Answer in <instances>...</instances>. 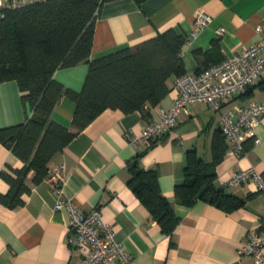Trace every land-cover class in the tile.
Instances as JSON below:
<instances>
[{
	"label": "crops",
	"instance_id": "obj_1",
	"mask_svg": "<svg viewBox=\"0 0 264 264\" xmlns=\"http://www.w3.org/2000/svg\"><path fill=\"white\" fill-rule=\"evenodd\" d=\"M6 0H0L5 2ZM197 12L208 16L197 27ZM264 27V0H113L104 3L95 21L88 59L131 47L173 28L187 36L179 57L185 72H195L209 62L211 42L217 41L222 58L240 51L257 40L255 27ZM220 29L221 34H217ZM87 72L83 60L59 67L53 78L64 88L79 91ZM169 91L145 111L125 113L105 108L48 161L49 172L62 171L60 196L43 179L33 182L30 170L25 178L29 191L23 203L8 207L0 203V264H80L78 251L69 241V211L66 200L85 212L99 208L103 220L112 225L114 236L129 253L127 264H254L248 255H239L238 247L251 228L264 229V195L253 180L230 185L229 177L239 169L252 167L264 174V116L243 143V151L228 153L215 165L214 185L242 199L236 209H223L196 200L179 203L175 186L183 182L185 153L194 150L206 162L211 160V140L219 128L221 113L237 104L264 99V77L236 94L224 98L218 110L205 103L187 105L175 117L171 129L162 136L132 144L131 133H139L146 124L159 118L161 109L176 96L172 80ZM15 80L0 82V127L21 124L30 113L21 100ZM75 102L63 95L51 112V119L67 126ZM146 113V115H145ZM258 139L254 143L253 139ZM136 159L140 167L155 169L162 193L171 205L177 224L171 233L161 230L147 208L133 194L127 170ZM23 162L0 142V171L20 168ZM0 177V192L8 190ZM61 201L59 208L55 202Z\"/></svg>",
	"mask_w": 264,
	"mask_h": 264
},
{
	"label": "trees",
	"instance_id": "obj_2",
	"mask_svg": "<svg viewBox=\"0 0 264 264\" xmlns=\"http://www.w3.org/2000/svg\"><path fill=\"white\" fill-rule=\"evenodd\" d=\"M113 0H38L24 5L0 6V82L15 80L21 100L30 113L21 124L0 127V142L22 162L20 168L0 171L9 188L0 192V203L15 207L29 191L25 178L33 170V182L49 174L48 161L105 108L125 113L155 105L169 91V78L185 73L179 53L187 36L173 28L131 47L118 49L96 59H88L96 18L101 6ZM140 4L144 0H134ZM217 41L211 42L209 62L223 58ZM87 63L79 91L64 88L53 78L59 67ZM203 67H198L199 71ZM66 95L75 102L71 131L51 119L57 101ZM146 115V113H145ZM220 128V127H219ZM213 134L211 160L206 162L188 150L183 182L173 191L176 200L190 205L203 200L229 211L242 204L238 196L214 185L215 165L226 150L221 129ZM126 181L160 225L171 233L178 218L166 197L160 193L155 169H144L134 159L128 165Z\"/></svg>",
	"mask_w": 264,
	"mask_h": 264
},
{
	"label": "built area",
	"instance_id": "obj_3",
	"mask_svg": "<svg viewBox=\"0 0 264 264\" xmlns=\"http://www.w3.org/2000/svg\"><path fill=\"white\" fill-rule=\"evenodd\" d=\"M38 0H6L0 6L11 7L24 5ZM208 16L197 12L195 24L205 25ZM259 35L247 47L224 57L217 63L203 67L199 71L185 72L172 80L176 96L168 108L161 109L156 121L146 124L139 133H131L128 140L132 144L158 138L168 132L175 123L177 114L185 110L187 105L205 103L213 110L220 108L224 98L230 97L239 90L255 84L264 77V27L255 28ZM221 34V30H216ZM264 90V89H262ZM264 116V99L249 102L247 105L237 104L225 109L220 115L219 129L230 142L228 153L243 151L244 140L252 136L254 127ZM254 143L259 140L253 139ZM49 186L60 196L63 193V175L60 169L49 172L45 178ZM246 180H253L256 189L264 195V174L252 167L239 169L232 173L228 183L238 185ZM66 204L69 211V241L78 251L80 264H127L130 256L124 244L114 236L112 225L103 220L101 210L93 208L89 212L71 203ZM61 201L55 202L59 208ZM236 251L239 255H248L254 264H264V229L251 228Z\"/></svg>",
	"mask_w": 264,
	"mask_h": 264
}]
</instances>
